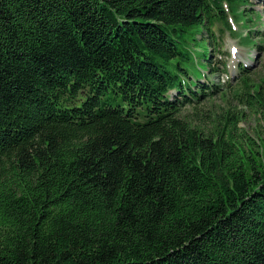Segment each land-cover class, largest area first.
Masks as SVG:
<instances>
[{
	"label": "trees",
	"instance_id": "trees-1",
	"mask_svg": "<svg viewBox=\"0 0 264 264\" xmlns=\"http://www.w3.org/2000/svg\"><path fill=\"white\" fill-rule=\"evenodd\" d=\"M251 3L0 0V264H264V129L182 114Z\"/></svg>",
	"mask_w": 264,
	"mask_h": 264
},
{
	"label": "rangeland",
	"instance_id": "rangeland-1",
	"mask_svg": "<svg viewBox=\"0 0 264 264\" xmlns=\"http://www.w3.org/2000/svg\"><path fill=\"white\" fill-rule=\"evenodd\" d=\"M252 1L253 3L247 6L250 9L248 11L254 13L253 21L250 22V29L255 31L251 35L252 42L250 44L255 43L263 47L259 49L255 48L254 45H249L244 39L249 28L235 22L230 15L228 17L230 28L221 23L215 25L214 29L219 43L218 50L212 52L211 65L221 69L222 64L226 63L227 73L218 74L220 73L218 71L212 76L214 83L220 89H215L214 92H211V97L208 96L205 100L202 98L197 103V108L187 106L182 109V114L184 113V116L191 119L194 123H201L204 127H209L212 124V120L216 122L222 121L225 113L230 112L238 116V126L240 129L243 128L248 134L253 135L256 130L264 129V119L260 108L250 107L244 97H237L236 95L239 90L241 77V72L238 68L239 64L243 63L245 67L249 66L248 68H250L249 77L252 79L250 89H256L257 86H254L253 83L258 82L259 78L264 75V16L262 22L255 16L257 10L264 15V0ZM241 7H237L236 10ZM258 28L263 33L259 32ZM257 34H262V36L257 38ZM197 37L199 38L200 36L197 35ZM242 39L247 44L241 43ZM231 49H236V52L232 53ZM253 53L255 54L254 57H252ZM247 57L249 58L247 59ZM203 72L206 73V71ZM200 81L206 85V76H202ZM203 118L205 121H203Z\"/></svg>",
	"mask_w": 264,
	"mask_h": 264
}]
</instances>
